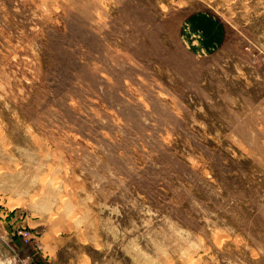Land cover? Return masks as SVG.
<instances>
[{
    "label": "rangeland",
    "instance_id": "rangeland-1",
    "mask_svg": "<svg viewBox=\"0 0 264 264\" xmlns=\"http://www.w3.org/2000/svg\"><path fill=\"white\" fill-rule=\"evenodd\" d=\"M0 264H264V0H0Z\"/></svg>",
    "mask_w": 264,
    "mask_h": 264
},
{
    "label": "built area",
    "instance_id": "built-area-1",
    "mask_svg": "<svg viewBox=\"0 0 264 264\" xmlns=\"http://www.w3.org/2000/svg\"><path fill=\"white\" fill-rule=\"evenodd\" d=\"M25 234H26V232H21V235H22L24 238H26V237H25Z\"/></svg>",
    "mask_w": 264,
    "mask_h": 264
}]
</instances>
